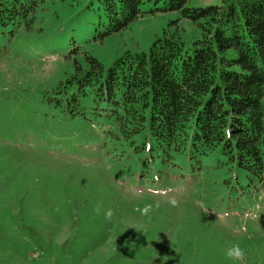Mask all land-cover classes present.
I'll return each instance as SVG.
<instances>
[{"label":"rangeland","instance_id":"374dc122","mask_svg":"<svg viewBox=\"0 0 264 264\" xmlns=\"http://www.w3.org/2000/svg\"><path fill=\"white\" fill-rule=\"evenodd\" d=\"M141 9L109 32L98 0H45L32 30L0 27V264H264V181L220 149L132 143L92 96L67 101L75 61L110 68L165 29L199 35L154 0Z\"/></svg>","mask_w":264,"mask_h":264},{"label":"trees","instance_id":"16d2710c","mask_svg":"<svg viewBox=\"0 0 264 264\" xmlns=\"http://www.w3.org/2000/svg\"><path fill=\"white\" fill-rule=\"evenodd\" d=\"M148 0H98L108 31L143 16ZM154 0L178 12L199 35L185 40L165 29L149 50L126 52L110 68L86 56L60 85L77 87L68 102L92 96L122 138L151 137L157 148L190 155L220 149L264 181V0ZM45 0H0V27L30 31ZM179 26V24H178ZM110 133L112 132L109 131Z\"/></svg>","mask_w":264,"mask_h":264}]
</instances>
